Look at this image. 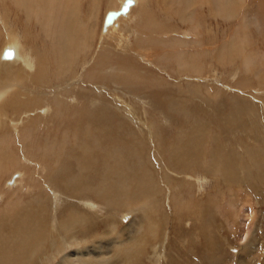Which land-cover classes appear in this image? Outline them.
Segmentation results:
<instances>
[{
  "label": "bare ground",
  "instance_id": "6f19581e",
  "mask_svg": "<svg viewBox=\"0 0 264 264\" xmlns=\"http://www.w3.org/2000/svg\"><path fill=\"white\" fill-rule=\"evenodd\" d=\"M100 1L91 0L88 16H85L84 0H0L2 8L6 9L3 13L0 11V18H2L0 21L3 23L0 22V38L2 35L0 43V135L2 136L5 131L9 132L8 136L6 135L4 138L0 136V175L16 168L14 170L16 172L12 174L9 172L11 177L9 176L8 184L23 183L30 193L36 190L28 198L29 200L24 202L22 201L23 196H19L22 194L18 189L16 190L18 197L16 196L13 202L6 204L7 206L13 204L22 206L24 203L29 207L28 211L37 218L35 220L37 225L44 227L36 233L35 241L39 243L37 247L41 245V241L42 244L56 243L53 251L47 253L51 259H54V252L59 251L65 244L66 241L63 239L76 242L77 248L73 253H64L60 256L57 264H69L71 254L81 253L78 250L81 242L77 237L82 235V228L86 222V219L79 215L80 212L77 213V210L71 207L66 209L59 216L60 218L56 216V220L52 219L48 223L47 215L50 214V217L53 215L52 212L57 204L55 202L59 198L78 200L89 192L94 199H99L108 205L110 213H114L120 209L124 199L120 192H126L128 198L134 201L133 205L138 203L144 206L140 213L142 216L139 215L137 218L147 219L150 217L151 210L146 207H152L147 201L153 203V198L157 200L156 192L159 195L160 191L159 183H157L158 172H161V179L164 175L165 178H169V176L167 177L168 173L163 169L159 167L151 169L147 166L152 161L144 158L142 140L147 138L150 143L151 136L158 137L159 140H162L163 137L155 135L156 127L153 128L151 124L153 119L147 123L149 128L134 121L137 113L144 118L148 117H145L143 113V103L141 102L140 107V103L134 104L133 96L124 92V89L130 93L142 87V90L138 89L139 95L135 93L134 97L138 96L135 99L153 100L156 105L158 104V107L156 105L154 107L156 110L164 109L165 113L161 116L165 120L170 116H182L185 120V122L182 121L183 127L178 130L173 142L171 141L172 144L165 147L169 164L171 167L173 166L171 170L166 167L167 171L172 174H176L174 171H177L178 176H181L188 171L195 172L200 167L201 170L209 173L208 175L221 178L227 186L241 181L244 172H247L249 178L245 182L247 187L256 191L264 184V150H262L261 144L257 145L259 141L256 138L259 136L263 138L264 131L259 130L258 133L256 125L244 131V137H247L246 141L251 142L244 143L245 145L241 148L242 156L235 151L233 154L231 150L224 151L223 148L226 145H222L219 141L221 135H213L215 137L210 140L208 120L198 117V114L208 117L211 110L206 111L197 105V107L199 106L198 110L190 112L188 107L194 106V103L185 97H199L205 106L216 105L217 112L223 106L221 103L226 107L229 106V112L226 114L218 112V118L220 119L219 123L225 126L224 130L232 131L231 134L233 131L236 132L237 123L242 121L243 116H248L252 122L261 121L264 123V119L260 115L261 111L258 110L259 107L257 109L251 107L250 97L252 94L249 92L251 87H249V83L247 84V81L256 79L264 86V71L257 72L254 67V71L251 70L256 59L257 49L255 46L248 49L249 47H243L244 45L241 44L242 31L244 32L245 26L240 23L235 29L233 28L232 33L229 32V35L224 37V41H221L222 46L213 53L216 46H212V50L210 45L206 46L205 31L204 29L201 31L199 28L200 20L194 18L196 12L192 13L196 6L200 8L204 5L214 15L229 19L235 14L236 6L242 0H112L104 12L102 26L98 11ZM149 1L153 3L152 6H149ZM249 2L251 3L250 0ZM8 3H11L13 7L6 5ZM247 4L249 5V3ZM258 6L257 11L260 9ZM247 8L249 7L247 6ZM13 13L15 14L12 15ZM3 14H5L4 18ZM19 14L23 15L27 21L25 24L28 23L23 34H20L19 26L13 21V17L16 16L17 19ZM32 20L36 21L39 26L37 29L39 31L35 32L37 34L35 38L31 37V32L27 29ZM179 21L183 24L187 23L190 30L185 28L178 31L179 27L175 24ZM246 22L248 23V21ZM98 28H100L99 44H97ZM252 44L254 45V43ZM92 48H96L93 60L90 61L92 63L81 74L82 77H78L82 83L73 84L70 87L68 85L60 87L59 85L54 90H50L51 87L46 86L49 83L47 74L51 71L54 83H61L60 81H64L65 77L68 78L69 74L77 76L79 63L81 60L89 61L87 57L93 51ZM211 53L213 55L211 58L214 57V60L219 62L221 60L225 63L232 62L234 57L241 59L242 64L239 63L247 71L243 78L239 77L234 82L237 81L238 86L243 90L244 88L248 89L247 92L225 95L224 100L219 103L215 99L222 97V89H217V93L214 94L209 87L210 83H198L192 80L178 81L181 77L180 74L203 75L206 74V71L210 73L206 57ZM199 59L201 60L199 61ZM141 62L146 64L141 66L142 68L150 70L145 79H142L143 75L135 72L137 69L135 65L138 63L142 65ZM261 65L264 67V63ZM153 68L157 74L152 71ZM79 70L81 71V69ZM236 74L237 70L231 73V77L234 78ZM75 80L77 79L72 82ZM116 85L123 87L120 90L114 88ZM183 85H187L188 89H184ZM226 87L228 88L227 85ZM98 88L104 91H99ZM51 91L53 95L50 96V99L53 103L48 106ZM105 91L113 93L106 95ZM118 93H126L128 96L129 101L126 102L125 108L118 107L119 98H116L117 101L114 99ZM49 110H53L54 114L51 112L46 116ZM118 115H123L126 119L116 120L115 117ZM51 121L55 122V128L50 126ZM7 122L9 124H6ZM37 127L41 129L38 130ZM36 128L37 131H35ZM53 129L55 132L52 131ZM111 140H121L125 145L123 147L127 149L126 152L120 146H113ZM242 141L237 140V143L240 145ZM108 147L109 150H107ZM93 148H97V152H94ZM22 151L24 154H21ZM129 154L133 159L128 161L126 159ZM243 156L247 160H243ZM44 169L48 172L41 175L40 171ZM57 170L65 171L60 174ZM87 179H92L91 185L84 182ZM119 183L120 185H117ZM126 185H128V189H125ZM160 194L164 197L162 193ZM176 199L174 198L175 202ZM49 201L54 202L51 204L52 209L47 205ZM86 206L88 207V205ZM199 206L200 213L204 214L203 209L206 204ZM162 209L165 208L162 207ZM4 212L9 214L6 216L8 218H5ZM31 215L29 213L18 214L13 210H4L0 213V231L9 228L8 233L11 236L6 241L0 237V259L9 257L11 254L15 256L28 246L21 233L31 229L32 224L28 223L31 221ZM79 223H82V227ZM150 225L152 227L153 224L150 223ZM138 227L141 229L143 225ZM71 230L74 232L72 236L68 235ZM136 232L134 231V233ZM139 232L143 235L140 237L141 239H134L135 242L128 244L132 251L138 253V256L142 250L141 246H144L146 242L145 234ZM195 232L197 231L195 230ZM247 236L246 232H242L240 239H245ZM94 238L96 242L97 238L95 236ZM37 247L36 250L41 252V248L37 249ZM46 247L48 249V245ZM31 253L35 255L37 252L33 250ZM43 254L47 259L46 253ZM260 255L263 256L262 253ZM133 256L136 255L133 253ZM133 256L124 257L118 263L138 264L137 258ZM75 261L76 263L82 262L77 258ZM169 261L171 260L169 259ZM12 264L16 263L13 261Z\"/></svg>",
  "mask_w": 264,
  "mask_h": 264
},
{
  "label": "rangeland",
  "instance_id": "374dc122",
  "mask_svg": "<svg viewBox=\"0 0 264 264\" xmlns=\"http://www.w3.org/2000/svg\"><path fill=\"white\" fill-rule=\"evenodd\" d=\"M84 1L86 3L84 2L83 4L84 5L83 11H84V15L86 16L91 6V0H84ZM250 1L252 4L249 2V0H242L239 3V5L236 6L235 14L229 19L214 15L213 12L209 11L207 9L208 7L204 5L200 6V8L199 6H196L192 13L194 12L197 13V14L194 13L195 14L194 18H196L198 21L200 20L201 26L199 28L201 31L203 29L205 31L204 39L206 41L205 42L206 46L208 45L207 47H209L210 45L211 50H212V46H216L215 50L212 51L213 53L217 51L216 49H219V47L222 46L221 41H224L227 35H229V32H231L237 26H239L240 23L244 25L245 26L244 32L246 34V37H245L244 32L242 31L243 34L241 37L243 38H242L241 44L244 45L243 47H246V48L249 47L248 49H252L254 46L257 49L256 59L254 62L255 65L254 64L252 65L251 70L252 71L255 70L258 72L259 70L264 71L263 69L264 67L263 65H261V63H264V7H263L264 2H262L263 0H250ZM109 2L111 3L112 0H101L100 1V5H99L100 7L98 8L99 9L98 11L100 13V24L102 23V18L104 16L105 10L107 9L108 5H110ZM247 3H249V5ZM245 4L247 5L245 6ZM1 5L2 3L0 2V11L3 13L6 9L2 8ZM6 5L11 6V3H8ZM152 5L153 3L150 2L149 6H152ZM240 6L242 9L239 8ZM247 6L249 8H247ZM257 6L260 8V9L258 8L259 11H257ZM14 14L15 13H13L12 15ZM4 15L5 14H3V18H4ZM18 16L19 17L17 19H16V16H14L15 18L13 17V21H15L17 25L19 26L20 34H23L24 28L27 27L28 23L25 24V22L27 21L24 19L23 15L19 14ZM241 17L243 20L241 19ZM239 18H240V21H239ZM245 19L246 21H248V23L244 21ZM179 22L175 24L177 27H179L178 31L180 29L184 30L185 28L187 30H190L189 28L190 26H188L187 23L183 24V22H180L181 23L180 24ZM27 29L31 32L30 35L32 38L37 37V34L35 32L39 31L37 30L39 29V26L36 24V21L32 20L30 26ZM99 33H100V28H98L97 39L98 38L99 39H98L97 44H99V41H100ZM1 39H2V35L0 38V43L2 41ZM252 43H254V45ZM92 50L93 51L91 52V54H89L90 56L88 55L89 57H87L89 61L86 59V60H81L80 63L82 64L79 63L80 68L78 66V69L76 72L77 76H75L74 74H69L68 78L65 77V79L67 80L64 79V81L63 80L60 81L61 83H56V82L54 83V81H52L53 74L51 71L47 74V80L49 83H47L46 86L51 87L50 90H54V89H57L59 85L60 87L62 86L64 87L65 85L66 86L68 85V87H70L73 84L77 85L80 82L82 83L81 79H78V77L79 78L82 77L81 74L84 73L85 70L87 69V66H89V64L92 63V62L90 63V61L93 60V56L95 54L96 48L94 49L92 48ZM27 52L29 54V51ZM212 56L213 55L211 53L210 56L206 57V59H208L209 62L205 60L207 61V63H209L208 71H210V73H207L206 70H205L206 74H203V75L196 74V73L195 74L184 73V74H180L181 77H180V80L178 81L185 82L188 80H192L198 83L199 82H205L207 84L210 83L209 87H211V92L214 94L215 92L217 93L219 89H222L221 91L223 92L224 95L222 94V97H220L221 99L220 98L215 99L216 102H219V103L222 102V100H224L225 95L227 96L228 94H236L238 92H247L248 89L244 88V90H246L244 91L240 86H238L237 81L234 82V80H238L239 77L240 79L243 78L245 76V71H247V69H243V66L241 65L242 64L241 59L239 57H234L232 62L226 61L227 63H225V62H222V60L220 62L215 61L214 57L213 59L211 58ZM200 60L201 59H199V61ZM141 64L142 65L138 63L135 65L137 66V69L135 72L139 73L141 76L143 75L142 79H145L147 77L146 76L147 73L150 70L148 71L147 69L142 68L143 65H146V64H143L142 62ZM79 69H81V71ZM153 69L154 70L152 69L151 70L155 74H157L155 68ZM236 70H237V74L235 75L234 78H232L231 73H233ZM72 79L73 80L77 79V80L72 82L73 81ZM247 84L249 85V87H251L249 88L250 90L249 92L253 95V96L251 95L250 97V100H252L251 101L252 103L250 102L251 107L253 109H257V107H259L258 110L259 112L261 111L260 112L261 118L264 119V109H263L264 86L262 85V83L257 82L256 79L250 80V82L247 81ZM226 85L228 86V88L226 87ZM183 86H184V89H188L187 85H183ZM122 87L123 86L121 85L119 86L116 85V87L114 88H119L121 90ZM138 89L142 90V87H139ZM138 89L130 93L127 92V89H124L125 90L124 92L133 96L134 104L138 105L140 103L139 104V107H140L141 102L143 103L142 104L143 113L145 117H148V118H144L141 114L137 113V117L134 119V121L140 122L144 127L149 128L147 123L153 119L154 121L152 120L151 124L153 128L156 127L155 135H160V137H163L162 140H159L158 137L153 138L150 135L151 136L150 143L148 142L147 138L146 140H142L144 158L152 161L151 164H147L149 168L157 169L159 167L168 173V175L167 173L166 175L167 177L169 176V178H165L164 177L165 175H164L163 178L161 179L160 178L161 172H158V176H157L158 182L157 183H159L158 185L160 186V191L158 192L159 195H157V192H156L157 200L153 198L152 200L153 203H151L145 199V201H147L152 206V207H149V206L146 207V208H150L151 210V214H149L150 217L147 219L139 218L140 219L139 220L137 218V216L139 215L142 216L140 213L144 206L139 205L138 203H134L135 205H133L132 203L134 201H131L130 198H128L129 196L127 195L128 193L126 192L124 193L120 192V194L123 195L124 199L122 201L121 207H119L120 209H118V211L114 213L113 212L110 213L109 206L99 199L98 200L94 199L89 192H87V194L84 193L86 194V196L81 197L78 200L59 198V200L55 202L57 204L55 206V210L52 212L53 215L51 214L52 215L51 217H50V214L47 215L48 223H50L52 219L53 221L54 219L56 220V216L57 218H60L59 216L63 214L66 209H70L71 207H74V210H77V213L80 212L79 215L84 217L87 222V223L85 222L82 228L83 230L82 235L77 237V239L81 242V245H79L80 249L78 248L79 252L81 253L77 255H75V253L71 254V256L69 257V261H68L69 264H122V263H118V261H120V259L124 257L130 258L131 256H133V253L134 255H136L133 257L137 258L138 264H159V263L160 264H264V253H263L264 251L263 250L264 249V184L261 186V188L256 189V191L250 189V187H247L245 183L246 180L247 181L249 180V178L247 177V174H248L247 172H244L243 177H241L242 179L241 181L239 180L237 182H234L236 184L233 183L232 186H227L226 183L223 182L221 178L219 177L217 178L216 176L212 177L213 175L212 176L208 175L209 173L207 174L204 170H201L200 167H198V169L195 171L196 172L195 175H194L195 172H192V171H188L185 173V175H181V176H178L179 173L177 171H174V173L176 172V174H172L170 171H167L166 167L171 170L173 166L171 167V165L169 164L168 154L166 153L165 147H169L172 144L173 142L172 140L176 137L178 130L183 127L184 125L183 122H185V120L183 119L182 116H174V117L170 116L169 117L170 120L163 119L161 115L165 113L163 111L164 109L158 108L159 111L156 110L154 108L156 104L154 103L153 100L149 101V100H143V99L137 98L138 99V102H137V99H135V97H138V96L134 97V95L135 93L139 95ZM98 90L104 91L102 89L100 90L99 88ZM52 93L53 92L51 91L49 94L50 101L47 103L48 106H50L53 103V101L50 99L53 95ZM105 93L106 95H108L109 93H113V92L105 91ZM126 93L124 94L118 93V96H114V99L116 101H117L116 98L120 99V101H118L119 103H117L118 107L120 108H125V106H127L126 102H128L129 100H128V96ZM185 97L190 102L194 103V106L191 105L188 107V110L190 112L198 110L199 106H201L206 111L211 110V114L208 117L204 114H198V117H201L204 120H208L207 122H209L208 124L210 125L208 126L209 131H210V136H209L210 140L213 139L216 135H221L219 141L222 143V145H226V147L223 148L224 151L231 150L232 154L235 151V153H239L242 156L243 152L241 148H243V146L245 145L244 143L249 141V140L246 141L247 137H244V133H245L244 131L246 129L253 128L254 125H256V129L258 130V133H259V130L264 131L263 122L261 121L252 122L250 121L248 116H243L242 121L237 123V128H235L236 132L233 131V134H231L232 131L226 132L224 130L225 126H222V124L219 123L220 119L218 118L219 117L218 112L219 113L221 112L222 114L228 113L230 110L229 106L226 107L223 103H221L223 106H221L217 112L216 105L211 104L209 106H205L204 103L199 99V97H190V96H185ZM261 104L262 106H260ZM197 105L199 106L197 107ZM215 111L216 113L214 114ZM51 112L53 113V110H49L46 116L51 114ZM122 118L126 119L123 115H118L117 117H115L116 120H122ZM6 124H9V122H7ZM54 124L55 122L53 121L50 122V126H54L55 128L56 125ZM40 127H37L39 128L38 130L41 129ZM216 127L219 129H217ZM37 128L35 131H37ZM212 129L214 132L212 131ZM52 131L55 132V129H53ZM136 131H137V128H136ZM137 132L139 133V131ZM212 132L213 134H211ZM8 134L9 132L5 131L2 134V136L1 135L0 136L4 138L6 137V135L8 136ZM256 138H258V141H259L257 145L261 144V148L262 150H264V142H263L264 137L261 138L259 136ZM237 140H240V141L243 140L244 142L242 141V143H240L239 145L237 143ZM111 141L113 142L112 143L113 146L114 145L116 147L120 146L122 147V150L126 152L127 149L126 147H123L124 144H122L121 140H117V141L111 140ZM151 141L153 142L151 143ZM96 149L93 148V151L97 152ZM109 149L110 148L108 147L107 150ZM21 154H24L23 151L21 152ZM132 159L133 158L129 154L126 160L129 161ZM245 159L246 158L244 157L243 160ZM14 170L5 172L0 175L1 176L0 178L1 180L0 181L1 182L0 183V193H1L0 194V213L3 212L4 210L6 211L13 210L14 212H17L18 214L29 213L31 215L30 211H28L29 207L25 206L26 204L24 203L22 206H14V204L12 206L10 205L7 206L8 203H11L16 199V196L18 197V195L16 194L17 192L16 190L18 189H20V192L22 194L19 196H23L22 201L24 202H27L29 200L28 198H30V196H32L33 193L36 192V190L31 193L28 192V190L23 185V183L18 184L15 182L16 184L12 183L13 185L8 184L11 174L13 172H16ZM9 172L11 173L10 175H9ZM46 172L48 171H45V169L40 171L41 175H44V173ZM57 172H59L60 174L62 173L60 170H57ZM186 177H189V178H186ZM220 180L222 181L220 182ZM84 182L87 185H91L93 181L92 179H87ZM195 182H196V185H194ZM117 185H120V183ZM125 189H128V185L125 186ZM160 193H162V195H164L165 198L161 196ZM178 197H179V200H178ZM174 198H177L176 202ZM180 198L182 199V202L184 201L185 203L183 202L182 204V202H180L181 201ZM53 203H54L53 201L52 203L51 201L47 203L50 209L53 208V206H51V204ZM171 203H172V206H171ZM128 204L130 205L129 207H128ZM163 204L164 206H162ZM201 204H206L205 209H203L204 214L200 213L199 205ZM86 205H88V207ZM157 206H158V209H157ZM161 206L164 207L165 209L163 210ZM3 215L5 216V218H8L6 216H9V214H7L6 212H4ZM36 219L37 218L31 215V221L28 222L29 224H32L31 229L23 231V233H21L25 241V244L28 246H26L24 250L19 251V254L15 256L11 254V256L9 257L6 256L4 258H1L0 264H12L13 261L16 264H57V261L59 260L60 256H62L64 253H73L74 249L77 248L76 242L74 240L63 239L66 242L62 246V248L59 249V251L56 250L54 252V255H53L54 259H51L50 257H48L49 251H53L54 247L56 246V243L54 242H50L48 244L46 243L42 244V241H41L42 246L41 245L39 246L41 248V252L37 251L36 247L39 245V243L35 241L36 233L39 230H42V228L44 227L41 225L40 226L37 225L38 223H36L35 221ZM149 222L153 224L152 227ZM79 224L82 227V223H79ZM140 225H143L141 229L144 232L141 229H138L139 228L138 226ZM8 229L4 228L0 231V237L4 238V241L8 240L11 237L8 233ZM195 230L197 232H195ZM134 231H137V232L134 233ZM139 231L145 234L144 239L147 243L145 242L144 246L146 247L148 245L146 248L143 245L141 246L142 250L140 251V256H138L137 255L138 253H136L135 251H132L128 245V244H131L133 241L135 242V240L141 239L140 237L143 235ZM242 232H246V234L248 235L245 239H240V235ZM73 233H74L73 230H71L68 233V235L72 236ZM94 236L97 238L96 242L94 241L95 239ZM12 243H13V240H12ZM123 244L125 247L123 246ZM47 245H48V249L46 247ZM49 245H50V249H49ZM39 247H37V249ZM42 247H44L43 251H42ZM33 250L37 252L35 254L36 256L31 253V251ZM43 253H46L45 255H47V259L45 258ZM261 253L263 256L260 255ZM158 254L160 255V257ZM163 256H166V257H163ZM76 258L81 259L82 262L76 263L75 261ZM172 258H174L173 261H172ZM169 259L171 261H169ZM2 261L4 262L2 263ZM167 261H169L170 263Z\"/></svg>",
  "mask_w": 264,
  "mask_h": 264
}]
</instances>
